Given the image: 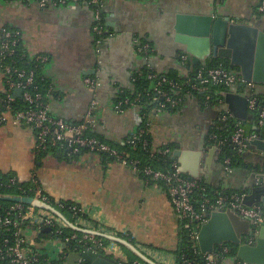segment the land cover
Masks as SVG:
<instances>
[{
	"label": "crops",
	"instance_id": "crops-1",
	"mask_svg": "<svg viewBox=\"0 0 264 264\" xmlns=\"http://www.w3.org/2000/svg\"><path fill=\"white\" fill-rule=\"evenodd\" d=\"M262 2L106 0L103 8L106 36L102 46H97L94 10L88 0H70L65 5L46 8L36 2L0 0V50L4 29L20 32L21 48L26 57L49 59L41 74L49 86L47 101L52 115L79 123L95 101L96 135L115 148L124 147L128 138L146 126L156 149L173 151L182 145L208 152L215 146L206 144L209 130L186 127L182 109L150 114L139 106L120 113L115 109L116 102L122 93L134 89L136 77L144 71L182 81L199 69L197 67H203L204 64L194 65L191 57L189 64L182 61V56L188 54L186 46L176 40L174 21L177 14L225 15L237 22L264 27ZM144 44L152 48L149 55L139 52ZM88 77L99 82L95 93L85 84ZM4 91L5 78L0 65V93ZM261 91L256 87L257 94L261 95ZM222 101V104L204 107L214 108L221 115L224 98ZM225 111L231 113L228 109ZM7 117L8 121L0 125V173L14 174L21 183L40 182L41 188L55 200L79 204L84 210L83 220L64 215L77 227L125 239L159 264H177L175 252L180 245L181 226L163 185L150 184L130 167L96 153H86L75 160L58 159L53 155L41 157L36 153L34 130L17 124L12 115ZM252 117L249 112L247 127H251ZM193 130L200 131L201 137L187 144L185 133ZM253 148L248 158L259 163L264 153ZM219 153H216L214 172L207 185L216 190L243 192L250 180V170L226 172L219 161ZM254 174H264V167ZM199 180L205 182L204 177ZM70 230L75 231L69 229L67 232L71 233ZM124 232L130 233L133 239L128 240ZM28 237V246L53 260L66 251L60 242L40 240L32 230ZM118 245L128 259L131 260V254L135 257L133 260L139 259ZM67 258L68 254L65 264Z\"/></svg>",
	"mask_w": 264,
	"mask_h": 264
},
{
	"label": "built area",
	"instance_id": "built-area-1",
	"mask_svg": "<svg viewBox=\"0 0 264 264\" xmlns=\"http://www.w3.org/2000/svg\"><path fill=\"white\" fill-rule=\"evenodd\" d=\"M8 1L36 2L40 7L46 8L50 5H65L70 0ZM105 1L88 0L89 5L94 10V33L96 35L97 46H102L106 36V25L103 16ZM261 11L264 12V0ZM20 41V32L7 28L3 30L0 65L5 78V98L0 97V125L8 121V115H12L13 120L17 124H24L32 128L36 137L35 149L37 154L47 152L53 148H60L70 150L68 154L72 156L78 155L82 149H86L90 153L106 155L116 159L121 164L130 167L134 172L144 174L149 182L163 184L172 201L181 228L187 231L189 240L194 244L196 253L202 256L200 262L195 260L189 261L184 258L182 264H244L241 261H237L236 258H230L231 249L228 246L215 249L212 254H202L198 244L199 233L202 226L209 221L213 212H226L227 210L236 212L241 218L250 221L255 228L259 229L264 225V217L260 206H245L243 204V194L240 195L238 193H232L228 196L221 194L216 198H210L207 188L201 184L200 180L183 174L177 162L171 166V171L156 170L152 167L141 168L139 165L140 161L132 158L131 154L119 151L96 135L97 118L95 109L97 103L95 101L92 102V106L83 121L79 123H70L52 115L50 106L46 100L47 95L37 86L34 72H27L26 70L17 68L14 61L7 63L8 59L13 58L18 53ZM151 51L152 48L149 44H144L139 49L140 53L146 55H149ZM24 56L26 55L24 54ZM35 60L38 62V66L41 67L49 59L45 56H38ZM182 61L184 64H189L190 56H182ZM208 64L192 72L183 82L151 72L148 78L151 80L152 87L146 98L155 105L154 112L163 113L179 110L189 98L209 93L213 88H221L227 92L233 89L238 90V92L244 90L249 93V112L256 118L258 127L264 130V101L262 102L256 93V85L245 82L240 75L229 70L223 64L207 67ZM85 84L93 93H95L99 86L98 80L92 77L86 78ZM17 90H21L20 97L26 108L15 111L13 104L17 98L15 97ZM142 99L143 95L140 93L133 99L118 100L115 109L117 112L122 113L127 108L139 107L142 105ZM219 102L220 104L223 103L222 100H219ZM208 104L210 105L209 98L207 99ZM232 118L234 117L231 113L223 111L218 122L219 124H224L228 119ZM146 135L150 134L148 128L145 126L128 138L126 144L135 145L137 141H142L146 147L148 146V141L144 138ZM209 140L214 142L217 151L220 152L225 141L220 142L219 136L215 134L210 135ZM255 140L264 141V133L263 135L249 133L240 122L236 123L231 136V144H233L240 154L249 152L252 147L251 143ZM162 153L172 156L170 148L163 149ZM230 164L231 160L226 159L224 167L228 173L233 172ZM16 183H18V179L13 178L10 184ZM20 191L22 195L15 197L39 200L55 207L57 210L65 208L63 201L55 200L40 188L29 191L33 194V197L27 196L28 192L26 190ZM197 194H199V199L197 198ZM9 196L12 195L0 194V198ZM1 209L2 206L0 205ZM71 209L76 215H82L79 219H84L83 208L73 206ZM0 227L4 228V231L13 232V244L8 246L2 256V259L11 258L13 264H65L66 255L68 254L66 253V249L61 256L53 260L42 251L28 246L29 230H32L39 236L47 228L55 235V237L49 240L62 242V245L75 243L76 248L74 250H97L124 264H147L140 259H128V257L123 255L121 247L116 242H108L95 234H79L73 231L69 233L64 241L58 239L64 232L71 229L69 225L55 214L23 202H12L8 206L6 215L0 216ZM124 235L129 238L128 240L133 239V236L128 232H124ZM255 242L256 239L254 237H248L244 240V243L250 246L254 245ZM6 243L8 244L9 241L7 240ZM80 264L85 263L80 261Z\"/></svg>",
	"mask_w": 264,
	"mask_h": 264
},
{
	"label": "water",
	"instance_id": "water-1",
	"mask_svg": "<svg viewBox=\"0 0 264 264\" xmlns=\"http://www.w3.org/2000/svg\"><path fill=\"white\" fill-rule=\"evenodd\" d=\"M174 29L176 40L186 46L185 52L191 57L194 65H207L213 59L226 60L236 69L247 83H253L261 88L264 101V27L258 24L241 23L225 15H193L180 13L175 16ZM21 90L15 92L20 97ZM225 104L222 112L228 109L238 120L246 125L249 118L248 96L238 90L225 92ZM184 125L188 128L196 126L202 131H210L219 126L220 114L214 108H206L198 97H191L181 107ZM212 120L214 122L212 123ZM208 131V132H209ZM207 135V134H206ZM251 145L264 153V141L255 140ZM217 148L212 146L208 152L203 149L186 148L179 145L172 151V161L177 162L180 171L193 179L204 177L205 183L210 184L213 174V164ZM206 169V174L204 170ZM249 171L250 182L245 186L243 204L247 207L260 206L264 217V174H254ZM9 202H23L37 208L47 210L77 232L95 234L100 238L114 241L135 254L147 264H159L142 253L136 246L120 237L104 233L84 230L68 221L62 212L55 207L32 198L9 196L0 198ZM44 232H50L47 228ZM254 237L256 242L250 246L244 243L245 238ZM226 243L233 244L236 249V259L244 264H264V225L259 229L241 218L236 212H213L209 221L202 226L198 244L202 254H212L216 247ZM66 249L67 245H63ZM124 264L97 250L68 251L67 264Z\"/></svg>",
	"mask_w": 264,
	"mask_h": 264
},
{
	"label": "trees",
	"instance_id": "trees-1",
	"mask_svg": "<svg viewBox=\"0 0 264 264\" xmlns=\"http://www.w3.org/2000/svg\"><path fill=\"white\" fill-rule=\"evenodd\" d=\"M18 53L13 57L8 59L7 63H12V61L15 62V66L19 69H23L26 70L27 72H34L35 77H36V84L39 87V89L47 95V91L49 89L48 84L45 82L44 78L42 77L41 74V69L43 66L39 67L38 66V62H36L35 58L30 59L26 56L23 57V55L25 54L24 51L21 48V43L18 49ZM219 64H223L226 68H228L229 70L233 71L234 73H236V69L231 67L230 64L226 61V60H219V59H213L211 60V62L208 64L207 67H212V66H217ZM193 68V67H191ZM197 68H200L197 67ZM151 72L154 71H144V73H142L141 75H138L135 79L134 82V89L130 90V91H126L124 93H122L118 100H125V99H133L135 98L138 94H142L143 95V99H142V105L141 108L143 110V112L145 113H152L154 112V108L155 105L147 100V94L148 92L151 90L152 87V83L151 80H149L148 76ZM172 78V77H170ZM177 80V79H175ZM186 79H182L183 82ZM178 81V80H177ZM244 90H240V93L243 92ZM224 89L221 88H213L211 90V92L206 93V94H200L198 95L199 99L201 100L203 105H207V99L209 98V103L210 104H214V103H218L219 100H223V96L225 94ZM259 98L262 100L263 102V97L258 94ZM0 97L1 98H5V93H0ZM46 100H48L46 98ZM48 102V101H47ZM13 108L14 110H21V109H25L26 106L23 103V100L21 97H17L14 104H13ZM251 127H247V125H243L240 121L236 120V118H232V119H228L226 123L224 124H220V126L217 127H212L209 131V133L207 134L205 141L206 144H214V142L209 140L210 135L215 134L219 136V141H225V143L223 144L221 151L219 153V161L222 165L225 164V160L226 159H230L231 160V164L230 167L235 170V169H245V170H250V171H260L262 170V168L264 167V159L263 160H259V163H256V161L253 162L248 158V154L249 152L245 153V154H240L236 148L233 146V144H231V136L234 132V128L236 123H241L242 126L244 128H246V130L249 133H258V134H262L264 133V130L260 129L258 127L257 124V120L256 118L253 116L251 119ZM101 137V136H100ZM147 141H148V146H144L142 141H137V143L135 145H127L125 144L124 147L117 148L119 151L121 152H127L129 154H131L132 158H135L137 160L140 161V167L141 168H145V167H152L156 170H162V171H171L172 168L171 166L175 163L172 161L171 155H164L162 153V149H156L154 147L153 144V139L151 137V135H146L144 137ZM251 149H254L253 146L251 147ZM172 151V149H170ZM70 150L67 149H60V148H53L47 152H42L39 155L41 157H46L48 155H53L55 157H57L58 159H63V160H71V159H77L79 157H81L82 155L86 154V153H90L89 150L86 149H82L81 153L78 155H72L69 156ZM104 158H109V159H113L116 160L112 157H108L106 155H102ZM258 162V161H257ZM140 176H142L148 183H154V182H149L148 178L142 174V173H138ZM13 178H16L14 174H4V173H0V194L2 195H12V196H19L22 195L20 190H26L28 192L27 196H31L33 197V194H31L29 191L34 190L36 188H41V184L40 182H34V181H30V182H26V183H21L18 180V183L11 185V180ZM18 179V178H17ZM201 184L207 188V193L209 195L210 198H216L219 195H225L228 196L232 193H238V194H242L240 192H231V191H224V190H216L211 188L209 185L205 184V182L203 180H200ZM155 184H161V183H155ZM163 185V184H161ZM43 190V189H42ZM197 198L199 199V194H197ZM12 202L9 201H4V200H0V205L2 206V209L0 210V216H5L6 215V209L8 208L9 205H11ZM63 204L65 205L64 209H59L56 205V207L68 218H71L70 216L73 217V219H79L82 215L81 214H77L71 209V207L73 206H78V208H81V206L79 204H76L74 202L71 201H63ZM70 232H72L70 230ZM69 235V232H64V234L62 236H60L58 239H62L63 241L65 240V238ZM55 237L54 234H52L51 232H42L39 235L40 240L41 239H47L49 240L50 238ZM9 241V243L7 244L6 241ZM13 232L12 231H4V228L0 227V264H13L11 258H3L2 256L4 254V251L8 248V246L13 244ZM62 243V242H61ZM223 246H228L231 249L230 252V258H236V249H234L233 244L230 243H226L222 246H218L216 247V250L223 247ZM73 248H76V244L75 243H70L67 245V252ZM176 256H177V264H182L184 258L188 259L189 261H197L200 262L201 261V254H197L196 253V249L194 248V244L189 240L188 237V233L186 230H184L183 228L180 229V245L178 247V250L175 252Z\"/></svg>",
	"mask_w": 264,
	"mask_h": 264
},
{
	"label": "rangeland",
	"instance_id": "rangeland-1",
	"mask_svg": "<svg viewBox=\"0 0 264 264\" xmlns=\"http://www.w3.org/2000/svg\"><path fill=\"white\" fill-rule=\"evenodd\" d=\"M201 134L202 133L200 131H197V132L195 130L187 131L185 133V138L187 139L186 143L187 144H191L193 142L195 143L198 139H200ZM218 153H219V151H218ZM249 182H250V180H249ZM128 256H130V255H128ZM131 257H132L131 260H133L135 258L134 255H132V254H131Z\"/></svg>",
	"mask_w": 264,
	"mask_h": 264
},
{
	"label": "flooded vegetation",
	"instance_id": "flooded-vegetation-1",
	"mask_svg": "<svg viewBox=\"0 0 264 264\" xmlns=\"http://www.w3.org/2000/svg\"><path fill=\"white\" fill-rule=\"evenodd\" d=\"M209 133V132H208ZM206 138V137H205Z\"/></svg>",
	"mask_w": 264,
	"mask_h": 264
}]
</instances>
